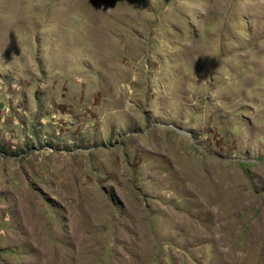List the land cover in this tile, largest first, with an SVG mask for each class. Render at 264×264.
<instances>
[{"label":"rangeland","instance_id":"1","mask_svg":"<svg viewBox=\"0 0 264 264\" xmlns=\"http://www.w3.org/2000/svg\"><path fill=\"white\" fill-rule=\"evenodd\" d=\"M0 264H264V0H0Z\"/></svg>","mask_w":264,"mask_h":264}]
</instances>
